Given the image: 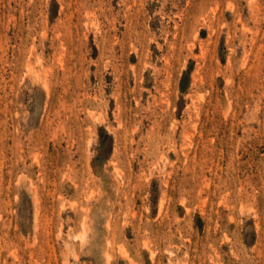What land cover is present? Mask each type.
Listing matches in <instances>:
<instances>
[{
  "label": "rangeland",
  "instance_id": "obj_1",
  "mask_svg": "<svg viewBox=\"0 0 264 264\" xmlns=\"http://www.w3.org/2000/svg\"><path fill=\"white\" fill-rule=\"evenodd\" d=\"M0 264H264V0H0Z\"/></svg>",
  "mask_w": 264,
  "mask_h": 264
},
{
  "label": "bare ground",
  "instance_id": "obj_2",
  "mask_svg": "<svg viewBox=\"0 0 264 264\" xmlns=\"http://www.w3.org/2000/svg\"><path fill=\"white\" fill-rule=\"evenodd\" d=\"M81 237H82V235H81Z\"/></svg>",
  "mask_w": 264,
  "mask_h": 264
}]
</instances>
